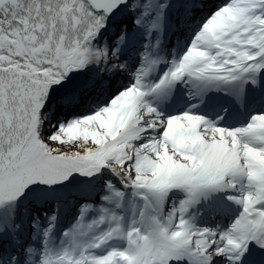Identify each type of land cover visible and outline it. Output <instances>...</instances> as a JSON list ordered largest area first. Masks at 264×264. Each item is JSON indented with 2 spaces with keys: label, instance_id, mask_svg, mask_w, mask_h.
Instances as JSON below:
<instances>
[{
  "label": "snow or ice",
  "instance_id": "6c2138e0",
  "mask_svg": "<svg viewBox=\"0 0 264 264\" xmlns=\"http://www.w3.org/2000/svg\"><path fill=\"white\" fill-rule=\"evenodd\" d=\"M0 264H264V0H0Z\"/></svg>",
  "mask_w": 264,
  "mask_h": 264
}]
</instances>
